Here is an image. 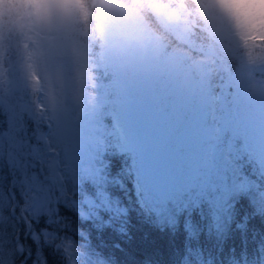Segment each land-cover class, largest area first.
I'll list each match as a JSON object with an SVG mask.
<instances>
[{
	"label": "rangeland",
	"instance_id": "rangeland-1",
	"mask_svg": "<svg viewBox=\"0 0 264 264\" xmlns=\"http://www.w3.org/2000/svg\"><path fill=\"white\" fill-rule=\"evenodd\" d=\"M139 2L140 0L135 3L132 1L134 4H130L140 5ZM160 11L163 13L155 14L150 11L154 22L159 24L162 31L171 36L177 44L188 48V53L168 47L159 36L147 28L141 13L112 1H108L105 16L99 21L106 38L107 49L103 57L92 55L95 43L90 35V28L83 25L52 24L37 31L41 37L34 31H27L22 38L19 36L21 31L2 27L0 42L3 45L8 43L11 53L7 56L2 50L0 57L4 54L12 61L7 73L4 71L1 74L0 69V87L5 96L14 100L23 110L29 107L33 114H39L35 104L39 107L36 100L41 99L40 105L47 110L42 108L41 117L45 119V123L48 117L50 121L51 117L57 121L55 123L51 121L52 126L54 125L53 131L57 126L70 121L74 122L76 127L82 124H94L103 127V130H108L110 127L108 114L115 113L117 119L111 121V127L115 129L110 128L111 131L107 134L102 133L106 136L103 137L100 148L106 150L109 144L114 145L113 133L118 132L122 140L126 139L127 146L135 148L134 151L139 155L136 171L140 174L144 187L152 189L154 194L171 196L173 191L177 190V188L173 189L176 184L173 170L177 168L181 171L184 161L183 158H179L176 151L194 136L190 132L192 124L187 125L185 121H181L184 124L179 125L181 132L178 135V142L175 146H170L173 142L167 143L180 123L168 113V101L171 99V103L189 106L190 101L196 99V93L199 94L209 82H214L213 85L222 84L224 74L229 78L234 75L235 79L237 73L231 70V66L226 65L227 59L239 60L242 66L247 67L248 65L259 67L260 63H264V59L249 58L231 35L228 38L226 36L228 33L224 34L225 27L216 28L211 24L201 23L191 7L182 10L190 23L187 20L182 23L179 19H174V10L170 6H165ZM214 57L215 62L217 61L215 67L209 65L208 60L205 61L207 58L212 61ZM25 58L27 61H32L30 71L28 68L25 70ZM102 64L108 65L112 73L106 85L103 84L102 77H99L100 80H93V77H89L85 72V69L89 73L95 68L99 74ZM212 69L216 72L220 69L223 71L219 73L217 83L211 76ZM249 77L245 73L241 75L239 82L242 83L246 78L245 84L252 90L251 105L245 107V104L247 106L250 104V98L244 99V102H237L233 113L234 121L229 123L231 126L234 124L239 136L245 137L246 133L247 137L243 141L247 142L249 139L248 141L252 142L251 145L255 146L259 153H264V83L256 80L253 86L254 80ZM236 80L232 88L234 92L238 85ZM241 86L243 87L242 84ZM111 92L114 94L112 95ZM114 96L121 100L120 109L117 108L118 103H112ZM196 102V108L202 113L201 118L213 121L215 115L213 116L207 109L211 102H203L200 95ZM104 104L105 107L108 106L106 107L108 110L105 108L104 111L105 118L102 116ZM1 109L9 119L14 116L13 110L3 104L0 98V111ZM184 116L187 117V114L185 113ZM198 148L200 149V146ZM209 149L201 148L204 158L209 153ZM5 151H7L6 155L0 154V169L3 162L7 164V159L9 163L11 160V167L17 166L18 162L15 160L18 159L11 149L6 147ZM134 157L131 154V159ZM27 173L31 177L28 181L29 186L24 183L17 185V200L20 192L25 193L27 186L29 189L35 188L34 174L30 169H27ZM232 183L236 182L232 181ZM3 190L4 183L0 175V234L6 236L12 230L9 229L11 225L7 222L5 211L3 214L1 210L8 202L7 194H4ZM25 198L27 200L26 196ZM32 213L38 215L34 206ZM1 250L0 264H10L14 250H9L8 254L4 249Z\"/></svg>",
	"mask_w": 264,
	"mask_h": 264
},
{
	"label": "trees",
	"instance_id": "trees-1",
	"mask_svg": "<svg viewBox=\"0 0 264 264\" xmlns=\"http://www.w3.org/2000/svg\"><path fill=\"white\" fill-rule=\"evenodd\" d=\"M108 1L125 6L127 9L130 7L133 11L136 10L141 13L145 25L152 29L169 47L188 53V48L180 46L165 31H162L163 29L160 25L154 22L151 13L158 14V12H162L160 10L163 7L170 6L176 16H173L174 19H179L182 23L187 20L190 23L191 21L187 18L186 13L184 14L182 11L187 7H191L190 3L188 6H185L182 3H178L177 0H140L138 3L140 5H132L139 0ZM89 28L90 35L93 37V42L95 43L92 55L95 57H103L107 48L106 38L102 33V29L98 33L95 23ZM224 30V34L228 33L226 36L229 38L231 33L227 29ZM26 32H20L19 36L22 38ZM34 32L37 35L40 34L37 31ZM39 37H41V34ZM206 38L208 40V37ZM2 50H4V54H7V56L11 53L8 43L5 45L1 43L0 51ZM4 54L0 57V67L3 66V68H0L1 74L4 71L7 73L12 61L11 58L8 59V57H5ZM24 54H26L25 51ZM209 59L207 58L205 61L208 60L209 65L215 67L217 64L215 57L212 61ZM93 60L92 62L95 63L96 61ZM24 61L25 70L28 68L30 71L29 62L26 58ZM227 61L226 65L231 66V70L236 72L237 75L243 72L242 74L246 73L250 76L249 78H253V86L256 80L264 83V63H260L259 67H250L249 65L247 67L242 66L239 60L227 59ZM214 71L215 69H212L211 76L217 83L219 82V73L223 71L221 69L219 71L217 70L218 72ZM85 72L89 77L92 76L93 80H100L99 77H102L101 80L104 85H106V82H109L108 79L111 78L112 74L108 65L104 64H102L99 74L95 68L92 69V72L89 71V73L85 69ZM224 76V81L230 80L231 82L227 88L228 93L225 99V109L228 117H231V109L235 102L234 97L237 92V89L236 92L232 91L236 77L235 79H231L225 74ZM89 80L90 78H88ZM116 82L118 83V81ZM213 87L219 88L223 86L217 83ZM251 93L252 90L247 88L245 96L248 95L249 97ZM2 94L3 91L0 87V96ZM111 94L113 95L114 93L111 92ZM198 95L196 93V99H192L189 106H184L182 103H171L170 99L167 107V111L172 118L180 122L175 128L174 133L167 140L168 144L173 142L170 146H175L179 140L178 135L181 132L179 125L184 124L181 121H185L187 125L191 123L193 126L190 128V132L194 136L192 137L193 139H190L185 145L178 147L176 151L179 158H183L184 160L182 164L184 170L179 171L177 168L173 170L176 180L173 189L177 188V190H174L170 197L176 203L175 206H173L171 201L169 204L172 214H179L182 224L185 219L191 220L193 225V232L191 234L186 233L181 228L180 232L172 236L167 231L166 226L163 230L156 226V217L147 215L139 208L134 195L132 197L122 195L119 186L112 178L122 180L124 185L132 190L133 193L135 192L133 186L136 184L137 179H139L142 185L143 183L140 179V174L136 171L139 155L134 151L135 148H129L127 146L126 139L122 140L118 132L114 131V145L113 143L109 144V148L106 150L100 148L99 154L104 162H110V167L104 170V174L111 181L107 185V190L114 197H118L123 206L127 207V217L120 222L125 231L108 230L103 233L96 231L88 223L79 220L73 212L63 206L60 211L62 215L69 219V230L65 233L56 225H53L52 230L47 231V225L44 219H40L39 222L34 223V221H37L38 215L32 213L35 198L32 191L33 188L29 189L28 187V181L31 180V177L27 175V169L21 165L19 160H15L18 162L17 166L11 167V160L9 163L7 159V164L4 162L2 164V172L0 169V175L4 183L3 191L4 194H7L8 202L6 207L4 208V204L1 210H3V214L5 211L7 222L11 225L9 229L12 232L7 233L6 236H1L0 234V250L4 249V252L7 254L9 250H14L10 264H85L89 252L92 254H103L109 259V264H242V258L244 257L247 258L249 264H256L259 250L264 247V217L251 212V201L257 198V194L251 192L247 196H241L235 201L236 211L251 217L247 232H242L233 227L223 237H218L212 228V209L209 201L211 194L225 181L229 183H232V181H242L244 183L255 182L264 188V179H261L259 176V161L261 156H264V153H259L258 149L251 145L252 142L250 143L248 141L249 139L247 142L243 141L247 137L246 133L245 137H241L237 134L233 126L222 123L221 117L223 111L219 108L221 101L216 106L214 120L211 121L208 118H204L203 120L201 118V111L196 108ZM0 98L3 104L13 110L14 116L26 112L33 120L45 123V119L41 117L43 116V106L40 105L42 102L41 99L39 101L36 100L39 107L35 104V108L39 114H33L32 109L29 107L24 108V103L23 108L25 111L14 100L9 99L4 94ZM119 102H121L120 98L114 96L112 103H118V109L122 106ZM105 104L102 105V116L104 118L105 108L108 107H105ZM50 107L53 109L51 104ZM106 109L108 110V108ZM207 109L212 112L211 104ZM114 110L113 108L112 111ZM2 111L1 109L0 112ZM185 113L187 117L184 116ZM114 115L115 113L110 114L109 112L107 119L110 127L108 130H103L102 127V133L107 134L111 129H115L111 127V121L115 117ZM99 116L101 119L100 114ZM48 118L45 124L51 123V121L53 123L57 122L56 120L54 121L53 117H51V121ZM0 119H3L2 116H0ZM102 136L105 137L106 135ZM198 146H200V149ZM201 148L203 150L210 148L205 158L202 156ZM5 149L2 155L7 154ZM131 154L135 156L133 159H131ZM5 169L7 172H5ZM212 173L213 176L211 177ZM19 183H24L28 186L25 193L20 192L19 200H17L16 191ZM35 184L34 187H36ZM217 184L219 185L217 186ZM147 190L154 194L152 189ZM81 191L94 195L95 189L90 182L86 181L83 183ZM183 205H187V208L177 213L176 208L182 207ZM78 228H83L89 233L88 248L86 247L87 241L81 240L77 235Z\"/></svg>",
	"mask_w": 264,
	"mask_h": 264
},
{
	"label": "snow or ice",
	"instance_id": "snow-or-ice-1",
	"mask_svg": "<svg viewBox=\"0 0 264 264\" xmlns=\"http://www.w3.org/2000/svg\"><path fill=\"white\" fill-rule=\"evenodd\" d=\"M209 82L200 92L203 102H211L213 116L220 102L217 93L220 88L213 87ZM0 154L6 147L10 148L21 165L34 173L36 187L32 189L34 207L38 212L37 221L44 219L47 231L56 225L67 233L70 227L69 219L61 214V207L69 209L79 220L88 223L94 230L125 231L120 222L128 214L118 197L107 190L110 178L104 170L110 167V162H104L99 154L103 144L102 129L94 124H82L76 127L74 122H68L56 127L49 122L44 124L30 118L26 112L12 116L9 119L0 112ZM259 176L264 179V156L259 161ZM125 197L135 196L137 205L147 215L156 217V226L175 236L181 228L191 234L193 225L190 219L183 224L179 214L173 215L169 206L175 201L165 194L149 192L137 179L133 186L135 192L128 189L122 180L112 178ZM90 182L94 195L82 192L84 182ZM255 192L257 198L251 201V212L264 217V188L255 182L242 181L229 183L225 181L210 197L212 209V228L218 237L226 235L233 227L247 232L249 217L236 211V203L241 196ZM187 205L176 208L177 213L186 209ZM239 217V219H238ZM59 235V233H57ZM81 240H86L88 248L89 233L83 228L77 229ZM85 264H109V259L103 254H87ZM242 264H249L246 257ZM256 264H264V247L259 250Z\"/></svg>",
	"mask_w": 264,
	"mask_h": 264
},
{
	"label": "clouds",
	"instance_id": "clouds-1",
	"mask_svg": "<svg viewBox=\"0 0 264 264\" xmlns=\"http://www.w3.org/2000/svg\"><path fill=\"white\" fill-rule=\"evenodd\" d=\"M191 5L201 23L225 27L251 59H264V0H177ZM108 0H0V28L39 31L72 23L101 31Z\"/></svg>",
	"mask_w": 264,
	"mask_h": 264
},
{
	"label": "water",
	"instance_id": "water-1",
	"mask_svg": "<svg viewBox=\"0 0 264 264\" xmlns=\"http://www.w3.org/2000/svg\"><path fill=\"white\" fill-rule=\"evenodd\" d=\"M220 97L222 98L223 96H222V95H220Z\"/></svg>",
	"mask_w": 264,
	"mask_h": 264
}]
</instances>
